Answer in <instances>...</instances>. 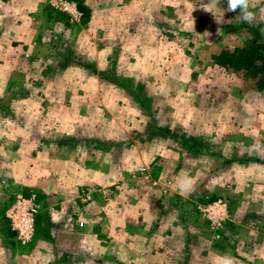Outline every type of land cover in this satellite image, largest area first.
I'll list each match as a JSON object with an SVG mask.
<instances>
[{
  "label": "rangeland",
  "instance_id": "rangeland-1",
  "mask_svg": "<svg viewBox=\"0 0 264 264\" xmlns=\"http://www.w3.org/2000/svg\"><path fill=\"white\" fill-rule=\"evenodd\" d=\"M55 1L0 0V259L47 263L40 228L69 264H264V92L213 58L264 42V0L251 23L227 0H65L77 19ZM13 193L41 205L27 244ZM217 199L219 238L200 208Z\"/></svg>",
  "mask_w": 264,
  "mask_h": 264
},
{
  "label": "built area",
  "instance_id": "built-area-1",
  "mask_svg": "<svg viewBox=\"0 0 264 264\" xmlns=\"http://www.w3.org/2000/svg\"><path fill=\"white\" fill-rule=\"evenodd\" d=\"M53 2L60 7L68 10L73 18L77 19L80 17V13L73 2L58 0ZM113 193L110 190L108 194ZM94 195V189L87 188L84 191L83 201L87 202L92 199ZM201 212L205 220L209 223L211 229L215 231L216 237H220V231L224 227V224L229 219V208L227 202L223 199H217L201 206ZM41 205L39 202L38 195L36 193L30 194H19L10 205L7 210V217L10 220L11 228L17 235V238L22 244L29 243L36 232L37 216L40 212ZM81 226L84 222L80 223Z\"/></svg>",
  "mask_w": 264,
  "mask_h": 264
},
{
  "label": "trees",
  "instance_id": "trees-1",
  "mask_svg": "<svg viewBox=\"0 0 264 264\" xmlns=\"http://www.w3.org/2000/svg\"><path fill=\"white\" fill-rule=\"evenodd\" d=\"M254 36L255 37L248 45L233 50L226 48L219 54H215L213 58L216 64L226 69H246L249 71L254 75V81L256 82L258 89L264 92V42L260 39L258 31H254ZM15 195L16 193L12 194V198L9 199L7 208L13 203ZM5 216L8 222L9 219L7 215ZM226 226H230L227 229L228 231H231V228L235 226V223L233 221H228ZM225 230L226 229L224 228L222 231V241H226L229 238L227 230ZM11 234H14V231L11 232Z\"/></svg>",
  "mask_w": 264,
  "mask_h": 264
},
{
  "label": "crops",
  "instance_id": "crops-1",
  "mask_svg": "<svg viewBox=\"0 0 264 264\" xmlns=\"http://www.w3.org/2000/svg\"><path fill=\"white\" fill-rule=\"evenodd\" d=\"M94 197V196H93ZM39 217V216H38ZM38 224V218H37V222ZM38 229V225L36 226V231ZM50 230L48 233H52L51 230L52 228H46V230ZM54 230H59V235H62V234H70L71 232H76V229L73 228V227H56L54 228L52 231ZM39 232H40V228H39ZM39 232L37 231V236H35V248L38 250V244H39V248L40 250L43 252V250H51V252L47 254H45V252H43V257L45 256V259L47 257V263H43V264H64V263H68L70 259V256L71 254L69 253V250L68 248H66V244L58 241L56 239V236H48L47 238H41V237H38L39 236ZM15 233V232H14ZM36 234V232H35ZM37 238V239H36ZM40 238V239H39ZM61 239V237H60ZM31 246V245H30ZM58 250L62 251L60 254H57L58 253ZM6 251V249H5ZM7 251H6V258L5 259H0V264H17V260L15 258H13V254L9 253L7 255ZM64 257L63 260H61V257ZM4 261V262H3ZM18 262H21V261H18ZM71 262V261H70ZM22 264V262L20 263ZM69 264V263H68Z\"/></svg>",
  "mask_w": 264,
  "mask_h": 264
},
{
  "label": "clouds",
  "instance_id": "clouds-1",
  "mask_svg": "<svg viewBox=\"0 0 264 264\" xmlns=\"http://www.w3.org/2000/svg\"><path fill=\"white\" fill-rule=\"evenodd\" d=\"M215 3H218V0H214ZM251 7V0H227L226 11L236 12L238 10L241 22L251 23L255 19L254 12L250 10ZM178 186L181 193L194 190L192 179L186 175L180 178ZM215 264H236V261L230 254H224L216 257Z\"/></svg>",
  "mask_w": 264,
  "mask_h": 264
}]
</instances>
